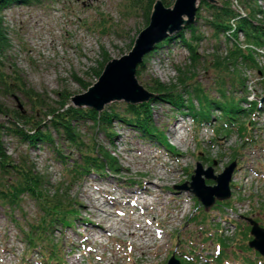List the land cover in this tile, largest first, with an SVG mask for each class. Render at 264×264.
Returning a JSON list of instances; mask_svg holds the SVG:
<instances>
[{"label":"rangeland","instance_id":"obj_1","mask_svg":"<svg viewBox=\"0 0 264 264\" xmlns=\"http://www.w3.org/2000/svg\"><path fill=\"white\" fill-rule=\"evenodd\" d=\"M127 1L41 0L5 8L2 16L9 43L3 56L6 75L19 74L27 87L33 89V94L41 93L53 106L61 101L57 92L64 96L86 92L87 86L90 88L99 80L98 72L106 59L129 53L139 33L147 27L144 10L138 8L133 14L125 12ZM234 2L235 8L245 14L247 9L238 7L236 0ZM258 6L262 13L254 23L264 26V0H259ZM203 16H196L194 22L204 35L199 42L202 62L195 71L196 80L218 98L220 93L214 83L216 72L211 67L207 69L208 61L213 53L225 60L229 56L230 44L224 37L219 42L216 40ZM239 41L244 43V35ZM261 49L264 50H256L255 65L241 63L237 67L244 84H227V93L244 108L241 121L253 125L249 128L251 138L248 141L247 135L242 136L236 126H232L231 131L219 130L224 120L219 107L215 108L210 121L197 123L191 116V109L181 113L170 104L156 103L149 118L157 132L166 135V138L162 137L165 143L119 120H113L111 138L104 129H95L91 122H82L78 127L84 142L95 139L98 146L115 155L119 168L114 172L106 169L101 174L84 171L81 175H73L74 170L66 167L81 162V154L59 133L52 131L55 143L69 162L67 166L58 160L66 158L58 157L50 144L29 146L4 129L3 146L9 153L16 160L24 156L29 158L36 171L48 178L49 192L54 194L60 187V193L68 198V202L77 206L79 217L75 218L73 225L59 223L50 235L55 244L58 243L57 258L53 256L55 263L52 264H74L73 261L78 264H167L172 255L182 264H250L246 261L248 259L251 264H264V257L249 246L251 239L245 233L251 232L252 228L248 218L264 227V53ZM189 59L188 49L173 41L147 58L140 74H136L138 82L145 89L153 83V78L174 85L178 77L177 67L191 64ZM22 92L8 91L5 84L0 83V104L8 111L0 112V125L8 126L14 119L11 111L18 109L26 115L36 114L34 121L42 123L41 129L51 126L46 112H36L34 102ZM70 101L73 104L72 98ZM255 102L262 107L256 112L251 110ZM127 103L125 99H115L103 110L121 111ZM241 121L233 120L236 124ZM172 129H177L176 136L183 139L179 140ZM119 135H123L120 140ZM132 146L141 152L132 154ZM151 151L160 159L174 163L177 173L164 177L167 195L162 204L151 206L145 216L140 210L131 215L130 204L125 202L123 194L139 190L146 181L145 174L140 171L147 168L137 163L145 164ZM233 160L237 161V166L231 180V206L217 204L220 199L216 198L212 206L202 208V211L195 194L180 188L192 180L198 162L204 169L212 167L217 175ZM150 163L157 165L154 160ZM207 183L216 182L207 179ZM96 197L100 202L111 201L108 204L111 209L123 210L132 220L137 217L140 221L142 218L155 221L151 226L153 241L150 245L145 244L147 236L138 238L111 228L107 235H90L88 220L96 219L89 204ZM181 202L183 209L178 208ZM39 215L36 200L28 195L24 196L21 209L8 212L0 206V264H45L47 256H43V248L29 247L24 232L28 229L27 223ZM218 236L225 237L230 244L226 254L220 251ZM247 245L255 251L245 250Z\"/></svg>","mask_w":264,"mask_h":264},{"label":"trees","instance_id":"obj_2","mask_svg":"<svg viewBox=\"0 0 264 264\" xmlns=\"http://www.w3.org/2000/svg\"><path fill=\"white\" fill-rule=\"evenodd\" d=\"M39 1L41 0H0V83H4L8 91H23L22 93L34 102V105H32L36 112H46L51 124L48 128L41 129L42 123L34 121L37 117L36 114L26 115L23 111L17 109L11 111L14 119L9 121L8 126L0 125V206L5 211L12 212L16 209H21L25 195L36 200L40 215L33 222L27 223L28 229L24 232L29 239V247H42L43 256H47L44 263L52 264L55 263L52 261L53 258H57L58 249L56 246H58V243L55 244L50 235L54 233V228L59 223L64 226L73 225L75 218L79 217L77 206L70 201L68 202V198L60 193V187L58 191L51 194L48 190V178L36 171L29 158L24 156L20 160H16L9 153L3 146L4 129L10 132L11 135L20 138L22 142L28 143L29 146L39 143L50 144L53 151L58 154V157L66 158L60 152L59 145L57 146L55 143L52 131H56L69 145L80 151L81 162L72 164L71 167L67 166L69 164L67 158L58 159L64 166H67L66 168L74 170L73 175H81L84 171H93L96 174H101L103 170L110 169L114 172L119 168L115 155L104 147L98 146L95 139L90 138L87 143L84 142V136L78 127L82 122H91L95 129H104L111 138L114 134L112 130L113 120H119L132 125L147 135L155 136L165 143L166 141L162 137L166 138V135L164 134V136L162 132H157L155 127L151 125L149 118L156 103L170 104L173 109L181 113L187 112L186 109H191V116L197 123L210 121L215 108L219 107L224 119L223 125L219 127V130L229 129L231 131L232 126H236L237 131H240L242 136L247 135L246 140L248 141L251 138L249 128L253 125L241 121L244 108L242 105L236 104L230 94L227 93V84L230 83L233 86L237 83L240 85L244 84V79L242 80L240 75H238L237 67L241 63L256 64V49L264 47V26L254 23L255 19L262 13L258 6L259 0H236L238 7L247 9L245 14L235 8L234 0H221L220 2L201 0L199 2L197 18L203 16L201 15L202 12H206L203 20L210 27L213 36L218 42L224 37L230 44L229 56L225 60H221L218 53H213L212 59L208 61L209 67L207 69L211 67L216 72L214 83L220 93L218 98L213 97L209 92V88L207 89L196 80L195 71L202 62L198 49L199 42L204 35L197 24L193 23L186 25L181 31L169 35L165 40L157 43L155 48L145 55L143 62L139 64L137 75L140 74L142 65L147 58L173 41L185 46L189 52L191 64L186 67H177L178 77L174 85L165 83L159 78H153V83H150L148 87V91L152 93L149 100L140 103L129 102L121 111H116L112 108L99 111L89 106H74L70 101V98L73 97L72 94L64 96L57 92L61 97V101H57V105L53 106L43 98L41 93L33 94V89L27 87L25 80L19 74L14 73V76L11 77L6 75L4 66L3 56L9 43L6 27L3 24V10L10 5H30ZM156 1L128 0L125 12L133 14L135 11L137 12L138 8L144 10L146 26H148ZM162 1L167 7H172L176 0ZM187 34H190V36L187 37ZM241 35H244V43L239 41ZM110 60L106 59V62L102 64L98 76H101ZM259 71L263 72L262 69H259ZM89 86H87V89ZM260 105L259 102L253 103L251 110L255 112L261 110L262 107ZM0 112H8L2 104H0ZM236 119L237 121L240 119L241 122L234 123L233 120L236 121ZM158 134H161V137ZM172 148L174 147L172 146ZM231 199L217 201V204H223L224 207L231 206ZM197 201L199 208L206 209L199 200ZM202 211L204 210L202 209ZM10 217H12V213H10ZM19 228L24 230L22 226H19ZM245 233L249 239L253 238L250 232L245 231ZM218 238L222 249L220 251L226 254L230 244L225 237L218 236ZM245 250L255 251L248 245ZM210 259L208 261H211ZM246 261L250 264L252 263L249 259Z\"/></svg>","mask_w":264,"mask_h":264},{"label":"water","instance_id":"obj_3","mask_svg":"<svg viewBox=\"0 0 264 264\" xmlns=\"http://www.w3.org/2000/svg\"><path fill=\"white\" fill-rule=\"evenodd\" d=\"M200 1L176 0L173 7H167L162 0H157L149 25L139 33L130 52L110 60L99 81L86 92L73 96L72 102L76 106H89L101 111L107 103L115 99H125L130 103L149 100L152 93L138 82L136 76L139 64L157 43L195 22ZM206 1L214 2V0ZM262 102H264V96ZM236 166L237 161H233L223 172L216 175L212 167L204 169L198 162L192 180L180 188L191 190L205 208H209L215 203L216 198L225 200L231 196V180ZM207 179H212L216 183L208 184ZM248 221L252 226L251 234L254 237L250 240L249 246L264 256V227L253 218H248ZM167 264L182 263L175 255H172Z\"/></svg>","mask_w":264,"mask_h":264},{"label":"bare ground","instance_id":"obj_4","mask_svg":"<svg viewBox=\"0 0 264 264\" xmlns=\"http://www.w3.org/2000/svg\"><path fill=\"white\" fill-rule=\"evenodd\" d=\"M181 126H184V124ZM172 132L176 136L177 129H172ZM121 137H123V135L118 136L119 140ZM176 137H178L179 140L183 139L181 136ZM130 149L132 154H138L141 152L137 150L135 146L130 147ZM180 157H182V155ZM151 160L156 161L157 165H152L150 163ZM137 164L147 168L145 171H140L145 174L146 181L140 185L139 190H135L125 195L123 194V198L127 204H130L131 210L129 213H131V215L140 210L141 215L145 216L150 212L149 209L155 207V204H162L163 200L166 199L167 193L164 191L167 190V181L164 177L165 175L176 174L177 170L173 167L174 163L168 160L160 159L157 154H154V151L150 152L148 161L145 164ZM160 169H163V171ZM158 189H160L161 192H158ZM145 193L147 196H150V198L145 196ZM97 199L98 197L94 198L91 205L89 204V208H93L92 216L96 219V221L88 220L89 226L87 228V232L90 235L104 236L108 234V229L111 228L119 231H126L125 233L138 238L147 236L148 239L145 241V244L150 245L149 243H151V240L153 241L151 226L155 224V221L148 220L147 218L143 219L141 215H139V217L142 218L141 221L137 217L132 220L130 219L132 217L128 216V213H125L123 210L111 209L108 206V204L112 203L111 201L100 202L97 201ZM151 200L153 201L151 202ZM178 208L183 209L182 202ZM140 230L142 231L139 232ZM73 263L78 264L77 261H73Z\"/></svg>","mask_w":264,"mask_h":264},{"label":"built area","instance_id":"obj_5","mask_svg":"<svg viewBox=\"0 0 264 264\" xmlns=\"http://www.w3.org/2000/svg\"><path fill=\"white\" fill-rule=\"evenodd\" d=\"M261 52H262V53H264V50H263V49H261Z\"/></svg>","mask_w":264,"mask_h":264}]
</instances>
